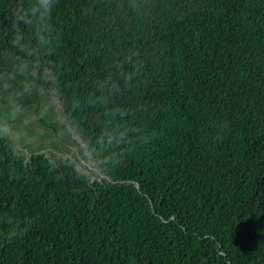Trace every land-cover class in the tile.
Segmentation results:
<instances>
[{
    "label": "trees",
    "instance_id": "obj_1",
    "mask_svg": "<svg viewBox=\"0 0 264 264\" xmlns=\"http://www.w3.org/2000/svg\"><path fill=\"white\" fill-rule=\"evenodd\" d=\"M51 24L36 88L114 182L0 137V264H264V0H54Z\"/></svg>",
    "mask_w": 264,
    "mask_h": 264
},
{
    "label": "clouds",
    "instance_id": "obj_2",
    "mask_svg": "<svg viewBox=\"0 0 264 264\" xmlns=\"http://www.w3.org/2000/svg\"><path fill=\"white\" fill-rule=\"evenodd\" d=\"M54 0H18L10 8V27L0 28V33L7 39L8 46L0 48V137L15 140L17 135L13 122L22 111L21 98L30 94L38 81L51 75V72L38 61L41 53L50 49L53 26L51 24ZM17 77H22L19 88L14 86ZM108 91H114L113 85H105ZM103 102L106 97L98 96ZM119 112V110H117ZM123 139V133L116 126L103 129L95 138L96 145H113ZM96 153L90 159L95 161Z\"/></svg>",
    "mask_w": 264,
    "mask_h": 264
},
{
    "label": "rangeland",
    "instance_id": "obj_3",
    "mask_svg": "<svg viewBox=\"0 0 264 264\" xmlns=\"http://www.w3.org/2000/svg\"><path fill=\"white\" fill-rule=\"evenodd\" d=\"M14 86L19 88L15 83ZM22 111L13 122V129L17 139L6 138L16 154L29 159L32 154L39 150L52 155L60 163L76 167L85 173L88 178L101 180L105 183L114 182V179L106 172L99 153L90 148L80 131L65 118L63 101L52 88H35L21 98ZM56 123L61 135L52 127L44 125L40 118ZM63 123L69 126L70 132L63 127ZM96 153L95 161L90 159Z\"/></svg>",
    "mask_w": 264,
    "mask_h": 264
},
{
    "label": "water",
    "instance_id": "obj_4",
    "mask_svg": "<svg viewBox=\"0 0 264 264\" xmlns=\"http://www.w3.org/2000/svg\"><path fill=\"white\" fill-rule=\"evenodd\" d=\"M50 157V155H48ZM28 159H26L25 164L27 165ZM94 181V179L91 180V182ZM138 184V183H137Z\"/></svg>",
    "mask_w": 264,
    "mask_h": 264
},
{
    "label": "flooded vegetation",
    "instance_id": "obj_5",
    "mask_svg": "<svg viewBox=\"0 0 264 264\" xmlns=\"http://www.w3.org/2000/svg\"><path fill=\"white\" fill-rule=\"evenodd\" d=\"M50 157H51L54 161H57V159H55V157H53L52 155H50Z\"/></svg>",
    "mask_w": 264,
    "mask_h": 264
}]
</instances>
